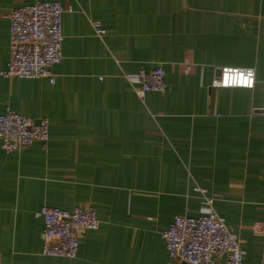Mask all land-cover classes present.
<instances>
[{
	"label": "crops",
	"instance_id": "1",
	"mask_svg": "<svg viewBox=\"0 0 264 264\" xmlns=\"http://www.w3.org/2000/svg\"><path fill=\"white\" fill-rule=\"evenodd\" d=\"M32 1L0 0V69L6 12ZM55 1L53 81L0 76V112L48 122L44 141L0 148V264H184L161 231L198 213L194 185L215 196L244 264H264V0ZM156 65L165 88L139 99L123 73ZM218 66L254 67L253 87L210 86ZM43 204L94 209L74 257L40 253Z\"/></svg>",
	"mask_w": 264,
	"mask_h": 264
},
{
	"label": "built area",
	"instance_id": "2",
	"mask_svg": "<svg viewBox=\"0 0 264 264\" xmlns=\"http://www.w3.org/2000/svg\"><path fill=\"white\" fill-rule=\"evenodd\" d=\"M62 11L63 7L55 0H33L9 8L6 12L8 56L0 76L48 77L53 81L49 67L61 58ZM91 25L95 35L105 32L97 21H91ZM216 71L209 82L212 87L252 88L255 82L252 66H218ZM123 75L139 99L147 91L161 92L165 88L160 65L138 68ZM257 108L264 115V81L261 104ZM47 135L48 122L43 117L33 118L9 108L0 112V148L5 152L44 141ZM192 189L197 193L198 213L174 214L161 231L168 256L184 264H244L239 239L212 207L215 196L197 185ZM33 215L41 218L40 253L47 256L74 257L79 233L96 228L99 222L90 206L64 208L43 204Z\"/></svg>",
	"mask_w": 264,
	"mask_h": 264
}]
</instances>
